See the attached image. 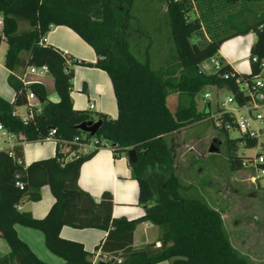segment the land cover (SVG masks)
<instances>
[{"label": "trees", "instance_id": "1", "mask_svg": "<svg viewBox=\"0 0 264 264\" xmlns=\"http://www.w3.org/2000/svg\"><path fill=\"white\" fill-rule=\"evenodd\" d=\"M151 1L167 3L173 47L170 58L157 69L152 67L148 52L142 56L140 51L136 54L132 50L130 20L134 0H0L3 16L0 48L3 43L8 46L4 66L10 71L8 84L15 92L13 104L0 98V124L18 136L11 151L0 150V237L10 247V253L0 258V264H45L19 238L17 225L42 232L47 248L65 264L93 263L82 244L61 238L64 226L108 233L102 250L114 253V258L96 264L165 261L253 264L232 245L222 213L203 198L191 196L190 187L180 181L175 173V149L167 138L211 118L207 109L199 111L196 102L204 88L228 89L241 101L236 79L259 75L260 63L251 62L249 75L236 73L221 58L223 67L217 73L205 74L200 65L219 57L224 42L250 33L256 34L250 60L257 57L259 62L263 61L264 15L241 28L230 21L231 34L200 47L190 39L202 30V22L199 18L193 21L187 18L192 10L186 0ZM221 1L236 4L239 0ZM56 26L74 31L93 48L97 62L80 61L46 45V35ZM32 66H48L60 98L58 103L48 100L42 84H24L21 76ZM76 66L96 68L108 74L117 100L116 119L74 109L71 93ZM225 74L231 77L225 80ZM29 92L43 101V111L24 122L13 113L16 108L26 106ZM173 92L184 97L175 112L168 107ZM224 119L230 120L229 116ZM90 122L101 124L94 137L78 129ZM52 130L59 141L56 156L27 166L23 145L44 141ZM75 140L77 143L72 144ZM92 140L97 141L95 149L80 153L81 147ZM62 143L68 144L69 151L65 154ZM219 143L217 140L214 145L217 147ZM227 146L231 169L243 170L245 161L237 155L236 141L228 139ZM103 148H110L116 158L135 152L136 162L129 165L133 179L139 184L143 218L136 221L114 218V199L110 193L95 200L79 186L82 165ZM72 153L73 157L68 159ZM45 186L50 188L55 203L44 219L19 210L26 200L39 201ZM144 222L160 228L161 247L153 244L139 250L133 248L136 227Z\"/></svg>", "mask_w": 264, "mask_h": 264}, {"label": "rangeland", "instance_id": "2", "mask_svg": "<svg viewBox=\"0 0 264 264\" xmlns=\"http://www.w3.org/2000/svg\"><path fill=\"white\" fill-rule=\"evenodd\" d=\"M183 0H178L180 3ZM174 2H176L174 0ZM191 6L188 19L197 18L202 22V30L193 35L191 42L204 47L210 40L231 34L230 21L237 27L254 22L264 15V0L246 2L239 0L230 4L221 0H186ZM167 3L164 1L134 0L131 9V47L142 56L149 53L152 67H162L170 58L171 28L169 25ZM235 46L226 45L224 51L241 61V69L248 70V43L239 41ZM7 46V44H5ZM210 58L200 66L201 72L214 74L213 61ZM211 99H205V94ZM226 91L219 92L215 87H206L196 97L199 111L207 103L212 105V116L202 122L189 126L167 138L175 149V173L183 185L190 187L189 194L203 198L211 207L222 213L226 231L232 245L243 255L248 256L253 264L264 263V188L260 181L254 182V169L247 166L244 170L233 171L229 162L227 140H234L239 135H229L216 127L217 102L226 99ZM184 98L173 92L168 98V106L175 112ZM214 140H219L218 153L210 154ZM255 151L237 147L238 156H253Z\"/></svg>", "mask_w": 264, "mask_h": 264}, {"label": "crops", "instance_id": "3", "mask_svg": "<svg viewBox=\"0 0 264 264\" xmlns=\"http://www.w3.org/2000/svg\"><path fill=\"white\" fill-rule=\"evenodd\" d=\"M0 18L3 19L1 13ZM1 30L2 27H0V32ZM239 41L248 43L249 65L247 71L241 69V61H237L233 56L228 55V53L224 51L226 45L231 44L235 46V43ZM255 42L256 34L254 33L229 39L221 45L219 59L221 58L224 63L230 65L236 73L249 75L251 73V48ZM5 44L6 43H3L0 48V98L13 104L15 101V92L8 84L10 71L4 66V57L8 48ZM45 44L53 46L65 54L73 56L77 60L91 64L97 62V55L93 48L68 27H52L46 35ZM30 79L34 80V78ZM34 84H42L45 87L47 98L50 102L58 103L60 101L59 95L55 90L54 79L50 74L45 78L36 80ZM73 85L71 98L75 110L89 111L93 114H103L112 119L118 117V106L113 85L110 77L105 71L96 68L76 66ZM223 91L226 90L217 89V95L219 92ZM226 92L228 93V91ZM92 105L94 109H91ZM206 107L205 109H207ZM211 110L212 105L210 103V113ZM15 111L19 115H25L27 113L25 107H18ZM58 143L57 140H44L41 142L24 144V160L26 165L29 166L36 161L54 158L57 154ZM13 146L14 143L11 141L0 140V150L8 151ZM94 149L95 147L93 145L86 144L81 147L80 153L87 154ZM68 151V144L62 143V152L65 154ZM73 155L74 153H72L68 159H71ZM129 162L128 156L126 157L123 155L116 158L110 148L100 149L94 157L82 165L79 176V186L84 191L88 192L95 200H100L104 193H110L114 199L113 217L118 219L124 218L128 221H136L143 218L145 212L139 205V184L132 177V170ZM54 203L55 198L50 188L45 186L42 188L39 201L31 202L26 200L22 204L20 210L30 212L36 219H44ZM15 229L19 238L28 245L30 250L43 263L65 264L62 258L53 254L47 248L45 236L42 232L20 225H17ZM60 236L64 240L82 244L85 251L89 254L88 260L93 264L107 262L114 258V253H108L102 250V246L108 236L106 231L99 229L79 230L64 226L61 229ZM160 237L161 230L158 226L150 222L140 223L134 232L133 248L139 250L153 244L159 248L161 247V242L159 241ZM9 253L10 247L8 243L5 239L0 237V258ZM118 254L120 255L121 253ZM158 264H171V262L165 261Z\"/></svg>", "mask_w": 264, "mask_h": 264}, {"label": "built area", "instance_id": "4", "mask_svg": "<svg viewBox=\"0 0 264 264\" xmlns=\"http://www.w3.org/2000/svg\"><path fill=\"white\" fill-rule=\"evenodd\" d=\"M176 2L178 0H175ZM0 27H3V19L0 18ZM253 63H260V74L250 78L238 77L236 84L238 86V94L241 101L228 89V95L225 100L217 102V115L214 117L216 120V127L227 135L230 132H235L239 136L235 138L236 146H242L245 150L255 151L253 156H245L244 166L254 169L255 176L252 178L254 182L260 181L264 188V60L259 62L257 57L251 59ZM215 66V73L219 72L223 64L220 60L213 61ZM50 74L48 66H32L26 70L24 75L21 76L25 85H33L36 80L45 78ZM34 78L30 79V78ZM231 77L230 74H225L223 78L228 80ZM218 89V88H217ZM223 90V89H222ZM205 99L210 100L211 94H205ZM27 113L25 115H19L14 111L13 115L20 117L22 121L27 122L32 120L34 116L41 114L43 111V103L39 101V98L33 92L27 94V104L25 106ZM94 109V106H91ZM212 116V110L210 117ZM225 116H229L230 120L225 121ZM0 140H8L14 143L18 140V136L9 133L0 124ZM56 131L52 130L45 140H57ZM58 141V140H57ZM78 140H75L72 144H76ZM59 142V141H58ZM90 145L94 147L97 145L96 140H92ZM13 146V147H14ZM13 147L8 150L11 151ZM13 155V153L11 152ZM242 157V156H241ZM18 187H22L20 183L16 184ZM21 207H19V210Z\"/></svg>", "mask_w": 264, "mask_h": 264}, {"label": "water", "instance_id": "5", "mask_svg": "<svg viewBox=\"0 0 264 264\" xmlns=\"http://www.w3.org/2000/svg\"><path fill=\"white\" fill-rule=\"evenodd\" d=\"M39 101L41 103H43V101L41 99H39ZM206 108H207V113L210 114V103H207ZM100 125H101L100 122H97V123H91L90 122V123L82 124L81 126L78 127V129L81 132H83L85 134H89L90 136L94 137L97 134V132L99 131ZM216 142H217V140H214V143H216ZM218 151H219L218 148L213 144L210 148L209 153L210 154H216V153H218ZM128 159L131 163L136 162L135 152H130L128 154Z\"/></svg>", "mask_w": 264, "mask_h": 264}]
</instances>
